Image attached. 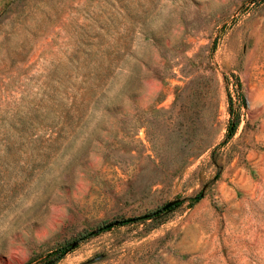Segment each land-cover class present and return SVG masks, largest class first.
<instances>
[{"label": "rangeland", "instance_id": "374dc122", "mask_svg": "<svg viewBox=\"0 0 264 264\" xmlns=\"http://www.w3.org/2000/svg\"><path fill=\"white\" fill-rule=\"evenodd\" d=\"M169 201L55 264H264V0H0V264Z\"/></svg>", "mask_w": 264, "mask_h": 264}, {"label": "trees", "instance_id": "16d2710c", "mask_svg": "<svg viewBox=\"0 0 264 264\" xmlns=\"http://www.w3.org/2000/svg\"><path fill=\"white\" fill-rule=\"evenodd\" d=\"M236 126H237V117L234 116L232 119H230V123H229V127H228V135L233 134ZM200 198H201V194H197V195L193 196L192 198H190V205H193L194 203H196ZM164 210H166V209H159V210H156V211H153V212L141 215V216L133 217V218H124V219H121V222H118V224L123 225V224H126L128 222L136 221L139 219L151 218L153 216L158 215L160 212H162ZM107 224L100 225V226L84 233L82 236L77 238V240L73 241V242H75L74 245H72L73 242H66L64 244H61V245L55 247L53 250H51L50 252L45 254L44 259L42 260V264H55L62 257H64L66 253H68L69 251L74 249L77 246L78 242L85 240V239H88V238H90L94 235H97V234H99L105 230H108L114 226V225L107 226Z\"/></svg>", "mask_w": 264, "mask_h": 264}, {"label": "water", "instance_id": "95a60500", "mask_svg": "<svg viewBox=\"0 0 264 264\" xmlns=\"http://www.w3.org/2000/svg\"><path fill=\"white\" fill-rule=\"evenodd\" d=\"M175 202H176V201H169V202L165 203V204L162 206L161 209H167V208H169L170 206H172ZM118 222H121V219H119V220H115V221H113V222H110V223L107 224V226L116 225V224H118ZM74 244H75V242L72 243V245H74Z\"/></svg>", "mask_w": 264, "mask_h": 264}]
</instances>
